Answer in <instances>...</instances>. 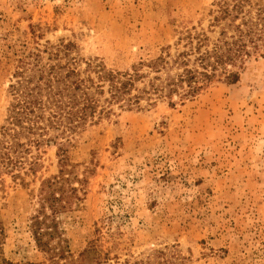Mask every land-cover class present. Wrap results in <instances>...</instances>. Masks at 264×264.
Here are the masks:
<instances>
[{
	"label": "rangeland",
	"instance_id": "374dc122",
	"mask_svg": "<svg viewBox=\"0 0 264 264\" xmlns=\"http://www.w3.org/2000/svg\"><path fill=\"white\" fill-rule=\"evenodd\" d=\"M236 1L0 0V264H264V0H246L261 38L236 83L175 106L152 89L154 61L233 33L216 17ZM53 66L110 112L14 152L12 86ZM110 73L139 104L106 101Z\"/></svg>",
	"mask_w": 264,
	"mask_h": 264
},
{
	"label": "trees",
	"instance_id": "16d2710c",
	"mask_svg": "<svg viewBox=\"0 0 264 264\" xmlns=\"http://www.w3.org/2000/svg\"><path fill=\"white\" fill-rule=\"evenodd\" d=\"M245 6L246 0H237L232 6L221 8V16L216 17L218 21L229 18L231 21L240 19V22L230 26L233 27L230 35L228 29L223 28L220 38L211 48L206 44L207 37H199L196 43L192 40L190 49L180 53L171 64L163 57L154 61L152 66L162 63V67H157L156 71L166 69V77L163 80L161 76L154 78L160 83L153 82V91L167 97L170 105L175 106L177 100L184 102L195 97L220 74L225 75L229 82L236 83L240 72L234 68L241 66L251 56L252 45L256 46V40L261 38L260 33L257 35L256 23ZM73 75V70L62 73L59 67L53 66L48 71L49 77L39 76L35 83L29 78L12 86L15 101L12 103L8 117L9 126L4 128V135L12 137L10 144L14 152L20 147L16 138L23 134L29 139L32 135H38L32 141L40 144L50 129L61 131V134H71L87 121H94L97 115L110 112L108 107H100V99L91 91V86L73 79ZM106 78L110 94L106 99L108 103L139 104L140 96L130 95L134 85L132 74L110 73ZM97 90L105 92L102 85ZM59 151L63 154L62 161L65 162L67 149L64 144ZM5 155L7 154L4 152L2 156ZM47 200H54L52 194ZM36 224H40L38 220ZM39 230L40 228L36 230V235L40 236L38 243L47 247L48 243L42 239L45 234Z\"/></svg>",
	"mask_w": 264,
	"mask_h": 264
}]
</instances>
